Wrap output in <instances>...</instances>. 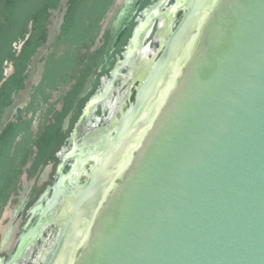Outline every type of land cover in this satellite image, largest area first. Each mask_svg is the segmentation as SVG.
<instances>
[{"label": "water", "instance_id": "obj_1", "mask_svg": "<svg viewBox=\"0 0 264 264\" xmlns=\"http://www.w3.org/2000/svg\"><path fill=\"white\" fill-rule=\"evenodd\" d=\"M6 1L0 0V80L17 35L16 27L7 31ZM164 1L153 0L143 11L133 47ZM127 3L77 2L45 56L56 81L41 84L32 107L22 112L24 121L0 143V258L11 252L23 214L55 171L56 163H47L48 147L39 142L46 113L80 94L71 86L82 63L93 60L90 71L96 72L98 36L114 30ZM181 6L157 60L153 53L142 68L134 102L107 135L89 182L61 201L53 198L66 205L51 217L56 227L34 264H264V0H184ZM9 90V84L0 90V109ZM46 94V113L31 124V112ZM16 108H5L0 133ZM58 130L47 131V139ZM43 228L23 232L7 263L30 251Z\"/></svg>", "mask_w": 264, "mask_h": 264}, {"label": "flooded vegetation", "instance_id": "obj_2", "mask_svg": "<svg viewBox=\"0 0 264 264\" xmlns=\"http://www.w3.org/2000/svg\"><path fill=\"white\" fill-rule=\"evenodd\" d=\"M78 1L80 0H32L24 20L16 27L17 35L11 44L10 56L3 60L0 87L9 83L11 90L7 99L8 104L0 113V120L6 107L15 104L17 108L0 133V143L8 138L16 124L24 121L22 112L32 107V102L36 100L34 93L41 84L56 81V76H50L48 73L45 56L60 39ZM152 1L129 0L114 21L113 33L110 28L100 32L98 39L101 44L94 48V53L102 57L96 63L98 66L96 72L90 71L95 62L86 60L82 63L74 84L72 83V88L75 85L80 88L79 95L76 93L67 103L65 98H62L58 110L54 109L46 113L44 111L48 99L46 94L47 96L39 99L38 107L30 111L31 124L43 113L47 115L46 128H44L46 132L39 142L48 147L47 163H56L55 171L50 184L39 193L33 205L26 210V214H23L26 217L15 244L5 258H0V264H34L39 258L40 249L48 237L52 236L53 227H56L55 222H50L51 217L65 208L66 204L59 207L58 202L70 196L75 188L83 187L89 182L91 169L99 162V159H95L96 156L105 153L103 148L108 139L107 135L114 134L116 126L128 114L134 102L136 90L141 84L142 68L144 65L147 66L151 58L153 59V53L159 50V44L169 39L181 17L182 11H177L175 15L173 12L174 9L182 7L184 0H179L176 6L175 0H165L158 8V14L153 18L151 28L140 45L135 44L136 47H133L132 43L130 44L133 30L141 14ZM51 36H55L53 43L37 56V50ZM29 44L32 46L30 47ZM162 50L163 46L161 52ZM159 55L160 51L156 53L154 60H157ZM60 72L59 75L62 74ZM88 93L91 95L85 100L84 96ZM70 119L73 120L69 121ZM58 120L61 125L59 130ZM66 122L68 129L64 128ZM6 130L8 133H5ZM51 130L58 131L55 138L50 137L48 140L49 136L46 133ZM64 176L66 178L60 183V178ZM58 183L62 187L60 190ZM54 197H58L57 203ZM22 209L24 210L23 207L20 208L18 215L21 214ZM35 225L44 228L41 235L34 239L30 251L25 254L20 253L15 260L7 263L19 237Z\"/></svg>", "mask_w": 264, "mask_h": 264}, {"label": "trees", "instance_id": "obj_3", "mask_svg": "<svg viewBox=\"0 0 264 264\" xmlns=\"http://www.w3.org/2000/svg\"><path fill=\"white\" fill-rule=\"evenodd\" d=\"M18 1V0H17ZM17 1H15V0H7L6 1V4H4V5H6V7H7V9L9 10L10 9V12H11V25H9V27H8V33H11V31H14L13 30V28L14 27H17L20 23L18 22V20L20 19V18H22V21L24 20V17H25V15H26V13L28 12V10H29V4H30V2H29V4H27V1L26 0H24L25 1V4L23 5L21 2H22V0L18 3V4H16V2ZM7 10V11H8ZM21 21V22H22ZM18 22V23H17ZM13 39H14V37H13ZM29 46L31 47L32 45L31 44H29ZM9 49H11V48H9ZM10 54V50H9V52H7L6 53V56H5V58L7 57V56H10L9 55ZM4 58V59H5ZM9 83H7V84H4L2 87H0V90H2L5 86H7ZM11 88V87H10ZM9 92H10V90H9ZM8 93V92H7ZM8 99V98H7ZM6 104H8V100L5 102V105ZM3 109V108H2ZM2 109H0V113H1V111H2ZM8 131H10L9 129H8ZM8 131L6 130L5 131V133L7 132L8 133ZM5 135V134H4Z\"/></svg>", "mask_w": 264, "mask_h": 264}]
</instances>
